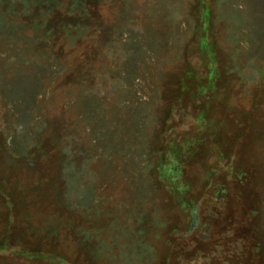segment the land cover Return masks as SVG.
Instances as JSON below:
<instances>
[{"label": "rangeland", "instance_id": "rangeland-1", "mask_svg": "<svg viewBox=\"0 0 264 264\" xmlns=\"http://www.w3.org/2000/svg\"><path fill=\"white\" fill-rule=\"evenodd\" d=\"M10 5L0 4L17 18L0 27V264H264V0H129L107 55L93 50L96 65L70 88ZM58 76L65 89L53 95ZM42 123L46 137L90 149L84 204L103 209L90 218L105 225L91 232L98 258L70 234L36 233L34 215L61 206V152L45 163L26 138Z\"/></svg>", "mask_w": 264, "mask_h": 264}, {"label": "trees", "instance_id": "trees-1", "mask_svg": "<svg viewBox=\"0 0 264 264\" xmlns=\"http://www.w3.org/2000/svg\"><path fill=\"white\" fill-rule=\"evenodd\" d=\"M0 4H11L10 6L15 9L14 13L16 12L17 16L19 15L17 25L27 28L30 34L26 36V39L30 41V44L32 42L33 50L47 54L66 70L65 74L61 76L64 81L67 80L66 76H70V79L68 78L69 88L77 85L72 83L75 78L83 76L86 72L89 74V69L96 65L91 62V53L96 50V56H101L102 59L107 55L105 47L114 42L112 30L125 24V17L128 19V15H130L126 11L129 0H0ZM8 14L0 13L1 28L4 26L9 27L14 19L16 21L17 18L14 15H10V12ZM84 45H87V49ZM59 77L49 83L54 84L57 88L55 94L49 92L50 96L52 94L56 95L58 90L65 89L56 85ZM52 104L54 103L52 102ZM45 110H42V114L46 118L47 112ZM88 111L84 109L85 113H88ZM91 111L96 113L95 117L98 123L106 117V114H102L99 107L97 111ZM86 122H82V126L85 128L88 127V122L87 124ZM8 124L9 132L17 137L22 136L23 126L20 122L13 118ZM42 124L41 126H33V130L26 135V138H31L29 139L32 144L29 148L31 153H41V159L45 163L52 162L53 153L51 151L59 150L61 152L60 167L56 171L57 182L60 184L59 195L56 199L61 206L55 211L34 215L41 224L37 229L35 228L37 230L35 231L39 234H45L47 241L51 238L64 236L66 233L70 234L74 239V243L81 244L84 250V253H82L83 258L86 260L98 258L99 255L96 257L93 246L97 248L99 241L91 232H103L105 225H93L90 218L94 216L103 219L104 216L101 212L103 209L100 207L98 209L100 211H92L90 204H84V202L93 199L91 189L94 187H91L90 180L96 174L93 169L90 171L89 168L90 163H92L90 162V149L83 142L69 138V136L63 141L61 135L55 134L46 137L45 133L48 128L46 124ZM104 128L105 124H100V129L104 130ZM99 133L101 137L97 141L96 148L101 149L103 148L102 139L105 137H102L101 132ZM96 153V158L99 157L97 163H99L100 168L101 158L103 159L104 156L98 151ZM28 161L32 165L36 163L30 159ZM35 184L46 187L49 186L50 180L47 177L42 182L35 181ZM105 186H107V183L104 185L96 184L95 190L102 193ZM0 193H2L1 189ZM150 214V210L145 209L142 211L137 223H145L146 216ZM32 229H34V226H32Z\"/></svg>", "mask_w": 264, "mask_h": 264}]
</instances>
